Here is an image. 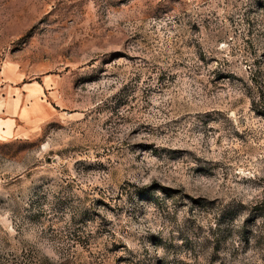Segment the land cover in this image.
<instances>
[{
  "label": "rangeland",
  "instance_id": "rangeland-1",
  "mask_svg": "<svg viewBox=\"0 0 264 264\" xmlns=\"http://www.w3.org/2000/svg\"><path fill=\"white\" fill-rule=\"evenodd\" d=\"M0 264H264V0H0Z\"/></svg>",
  "mask_w": 264,
  "mask_h": 264
}]
</instances>
